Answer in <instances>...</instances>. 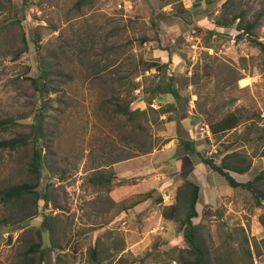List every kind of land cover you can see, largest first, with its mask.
<instances>
[{"label": "rangeland", "instance_id": "obj_1", "mask_svg": "<svg viewBox=\"0 0 264 264\" xmlns=\"http://www.w3.org/2000/svg\"><path fill=\"white\" fill-rule=\"evenodd\" d=\"M77 1L0 0V143L30 141L26 148H0V193L30 182L34 149H42L37 191L50 197L23 229L3 227L8 232L0 233V264L23 263L36 240L28 233L38 229L45 264H58V259L60 264H97L90 258L96 246L100 264L189 263L179 223L163 217L177 201V189L163 190L174 174L180 179L176 188L185 180L203 187L196 223L213 264H264V206L259 208L248 191L232 189L210 167L200 169L201 157L185 150L191 142L217 165L226 153L247 156L249 175H234L242 183L264 170V54L236 26H213L226 3L228 18L241 14L244 25L254 24V35L264 42V0H203V5L200 0H92L80 11L74 10ZM211 30L217 34L210 39ZM37 37L40 48L32 41ZM155 50L179 54L184 70L171 76ZM44 57L59 65L55 73H63L54 76L58 92L48 95L34 84ZM243 79L248 85L241 84ZM170 86H175L176 102ZM165 97L173 104L162 109L172 114L149 110L151 102L160 111L157 104ZM131 101L130 110L147 111V117L129 121L116 113V103ZM230 113L242 119L236 130L201 138L202 129ZM139 123L142 131L136 130ZM39 124L46 137L33 144V127ZM131 159L133 173L141 166L156 171L120 179L113 165ZM174 159H184L185 166L173 168ZM110 175V188L97 184L96 179ZM210 182L218 187L216 196L204 189ZM114 191L120 202H113ZM34 199L6 202L0 195V224L16 219L27 204L34 211ZM49 216L58 221L59 248L51 246Z\"/></svg>", "mask_w": 264, "mask_h": 264}, {"label": "trees", "instance_id": "obj_2", "mask_svg": "<svg viewBox=\"0 0 264 264\" xmlns=\"http://www.w3.org/2000/svg\"><path fill=\"white\" fill-rule=\"evenodd\" d=\"M92 0H78L74 6V10L80 11L84 6L90 4ZM228 5L225 3L223 7V12H221L219 18L214 22L215 28H225L231 29L236 26V30L242 32V36L244 39L250 38L253 45L258 47L261 52L264 54V42L259 41L258 37L254 35L255 25L248 24L244 25L243 23V16L233 15L228 18L227 11ZM238 22V23H237ZM1 32V28H0ZM210 39L213 38L217 32L216 31H209L208 32ZM222 36V35H221ZM33 43L36 45L37 48H40V40L38 37L32 38ZM143 41V40H142ZM24 44L25 50H28V43L24 37ZM43 66L41 67V75L39 76L38 81H34V84L39 86V90L43 94H50L58 92V89L55 85V78L54 76H63V73H55L57 66L52 61L48 60V58H43ZM156 67L157 65H153ZM153 67V68H154ZM160 69L161 67H157ZM154 89H152L153 92ZM133 91H136V88H133ZM132 101L129 102L126 106L122 104L116 103V113L128 116V120L132 121L136 118L138 121L142 120L144 117H147V111H131L130 105ZM108 104V102L106 103ZM151 102L149 103V110L157 115H161L166 113L163 109L160 111H156L151 107ZM242 124V119L236 113H230L225 117L209 123V128L211 133L214 136L224 135L228 132H232L236 130ZM143 127L142 124L139 123L137 125L136 130L142 131ZM33 137L32 143L39 142L43 140L46 135L43 133V126L42 124L33 127V131L31 134ZM44 141V140H43ZM30 145V141L23 138H14L11 140H6L0 143V148L16 150L20 148H26ZM151 150L142 151L143 154L151 153ZM185 150L191 156H199L202 159V163L212 169L217 175L224 178L227 182L228 186L232 189H243L248 191L253 200L255 201L256 205L261 208L263 207L264 203V170L261 171L258 175H256L252 180L247 182H239L234 175L245 176L250 172L252 161L249 160L247 156L243 154L233 151L231 153H226L220 165H217L213 159L204 158L199 152L196 151L195 146L188 142L185 144ZM131 157L127 158L130 159ZM124 160V159H122ZM247 161V162H246ZM43 167V157H42V149H34L32 163L30 165L31 174L30 175V182L25 183L24 185H19L12 187L8 190L2 191L0 193L1 199L6 202H10L13 200L16 201H23L25 198H29L33 196L35 199L32 200L35 210L30 211L29 205L27 204L24 206L19 215H17L16 219L4 221L0 224V230L4 226H11L14 230L23 229L21 227L24 223L31 217L35 216L38 212V205L39 203L43 202V206H48L50 202L49 195L44 192L43 195L38 190V187L41 185V178H42V170ZM113 178V179H111ZM97 184L103 187H109L113 184L114 175L105 177L104 179H96ZM200 187L192 181H184L181 185L177 187V201L175 204L169 205L164 209L163 217L169 221H176L179 223L180 231L184 232V237L186 243L188 244V248L183 250L182 252L185 254L190 255V261L187 264H213L212 256L210 255V247L205 245L202 239L199 238V231L201 225L196 223V220L199 219L200 215L197 210L200 198ZM114 202V201H113ZM184 213L183 219H179V214ZM47 224V231L50 233V241L51 246L54 248H59V243L57 238L60 236L59 232L57 231V218L54 217H46L45 218ZM262 223L264 225V218H262ZM244 232V230H243ZM245 233V232H244ZM28 234H32L35 236L36 240L31 241V244L24 255L23 263L21 264H45L47 259V253L44 249V239L43 233L41 230H33L30 231ZM13 237H10V242L12 241ZM245 242L248 245V249H246L247 255L251 256V249L250 245L248 244V238L245 236ZM100 250L96 246L95 248L90 249L91 260L94 263L100 264L99 260ZM218 258V257H217ZM220 258L223 260V257L220 255ZM58 264H60V259H58ZM212 260V261H211ZM215 264V263H214ZM221 264V263H219Z\"/></svg>", "mask_w": 264, "mask_h": 264}, {"label": "crops", "instance_id": "obj_3", "mask_svg": "<svg viewBox=\"0 0 264 264\" xmlns=\"http://www.w3.org/2000/svg\"><path fill=\"white\" fill-rule=\"evenodd\" d=\"M203 2H204L203 0H200L199 4H202L203 5ZM193 3L197 4L198 2H196L195 0H193ZM157 52L158 51H156V50L154 51V53H155L154 56L155 57H158V58L160 57V63H161L160 66H166L167 67V71H168V73L171 76H172V74L174 72H176V70L178 72H182L184 70V69H182V67L185 66L186 63L184 62L183 58L179 54L175 53L173 55V54L169 53V51H167V50L160 51L161 53H157ZM163 53H164V55H161ZM159 85H160V83H159ZM167 91L171 93L172 100L174 102H176L177 101L176 99H177V96L178 95L176 93L175 86H170L167 89ZM193 103H194V101H192V104ZM170 104H173V103H170V99H166V97H165V98H162L161 101L158 102L157 105H158V107H160L162 109L163 107H165L167 105H170ZM151 106L154 107V108H156V104L151 105ZM165 114H172V113H171V111L170 112L167 111ZM188 134H189V136H194L192 134V131L191 130L188 131ZM154 154H153V156H154ZM186 155H188V154H186ZM132 162L134 163L135 161H133V159H131V160H127V161L122 162V163L115 164V165H113L112 169H113V171L117 174V176L120 179H124V180H130L133 176H137V175H139V176L141 175L142 176L144 174H147L148 172H153V170L156 171L155 166H152V169H150L149 166L148 167L146 166L145 168H143V166H141V167H139V170L137 172H134L135 173L134 174L130 170L131 169ZM185 163H186V161L184 159H183V161H179V160L174 159L171 162H169V165L172 166L173 168L178 167L180 169L183 166H185ZM205 167H207V166L202 163L199 168L202 169V170H204ZM128 175H130V176H128ZM174 175H175V178L172 181H170L169 184L167 183L166 186L163 187V188H165V189H163L164 191L168 192V191H170V189H173V191H174V189H177L176 188V185L178 184V182H180V179L178 178V175H176V174H174ZM248 175L249 174H247L245 176H242V177H246ZM163 178L165 180V177H163ZM176 178H178L179 180L178 179L176 180ZM156 179L160 180V177L158 176ZM201 180H202V182H204L202 178H201ZM192 182H194L195 184H197L200 187V190H201L200 191V194H201L203 187L197 181H192ZM211 182H213V181H211ZM211 182L209 184L204 185L205 191H207L208 194H210L209 197H211V194L212 193H213V196H216V194H217L216 189L218 188L215 182L214 183H211ZM111 195H112L113 201L115 203L116 202H120L119 199H117V196L118 195H117L116 191H114ZM139 205H143V203L140 202V204H138L137 206H139Z\"/></svg>", "mask_w": 264, "mask_h": 264}, {"label": "built area", "instance_id": "obj_4", "mask_svg": "<svg viewBox=\"0 0 264 264\" xmlns=\"http://www.w3.org/2000/svg\"><path fill=\"white\" fill-rule=\"evenodd\" d=\"M201 138H210L211 137V131L209 126H206L202 131H200Z\"/></svg>", "mask_w": 264, "mask_h": 264}, {"label": "bare ground", "instance_id": "obj_5", "mask_svg": "<svg viewBox=\"0 0 264 264\" xmlns=\"http://www.w3.org/2000/svg\"><path fill=\"white\" fill-rule=\"evenodd\" d=\"M248 83H249V80H248V79H243V80L241 81V84H242L243 86L248 85Z\"/></svg>", "mask_w": 264, "mask_h": 264}, {"label": "water", "instance_id": "obj_6", "mask_svg": "<svg viewBox=\"0 0 264 264\" xmlns=\"http://www.w3.org/2000/svg\"><path fill=\"white\" fill-rule=\"evenodd\" d=\"M164 83H160V85H163ZM8 232V227L3 228L0 233H7Z\"/></svg>", "mask_w": 264, "mask_h": 264}]
</instances>
